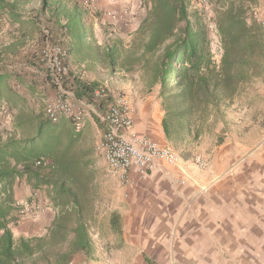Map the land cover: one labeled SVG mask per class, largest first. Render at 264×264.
Instances as JSON below:
<instances>
[{
  "label": "trees",
  "instance_id": "1",
  "mask_svg": "<svg viewBox=\"0 0 264 264\" xmlns=\"http://www.w3.org/2000/svg\"><path fill=\"white\" fill-rule=\"evenodd\" d=\"M141 1L146 13L129 38L109 31L108 41L99 44L91 21L101 13L81 0H0V113L5 108L11 118L9 128L0 117V264H70L76 254L89 258L92 253L100 200L95 157L62 120L52 123L29 105L28 97L41 94L40 84L18 68L24 63L41 68L45 42L67 52L66 66L70 58L97 77L121 75L141 86L142 94L157 90L163 134L181 147L197 141L243 86L261 76L264 42L249 17L258 0H208L212 16L192 0ZM212 31L219 42L218 61ZM34 36L33 45H27ZM12 79L20 82L18 89L10 86ZM98 83L75 79V97L90 95ZM22 180L33 191L46 188L55 211L39 235L12 232L23 217L13 193ZM108 226L121 234L116 210Z\"/></svg>",
  "mask_w": 264,
  "mask_h": 264
},
{
  "label": "crops",
  "instance_id": "2",
  "mask_svg": "<svg viewBox=\"0 0 264 264\" xmlns=\"http://www.w3.org/2000/svg\"><path fill=\"white\" fill-rule=\"evenodd\" d=\"M124 1L128 2L90 0L101 13V23L106 22L99 44L108 41V31L115 35L121 31L129 38L145 16L143 10L125 15L121 10ZM110 11H115V19L103 14ZM257 87L254 84L251 88L253 104L264 99ZM109 91L113 95L119 91L126 94L137 136L161 146L169 144L161 128L163 113L157 90L142 94L141 87L127 81L110 84ZM48 92L53 96V89ZM257 109L254 107L255 113L251 114V127L257 126L259 141L250 148L241 147L235 134L224 130L225 122L218 120L215 133L225 136L224 141L219 145L215 142L209 150L204 170L187 159L174 166L160 162L146 178L130 170L131 183L122 187L115 207L121 234L112 233L107 220L109 240L100 242L101 233L94 230L101 245L94 243L91 234L90 257L76 254L70 264H89L91 256L96 264H264V124L260 125ZM205 134L200 140L207 138ZM24 184L28 195L33 193L32 201L43 205L44 210L36 220L21 219L12 228L17 237L41 234L55 215L46 198L47 190L33 192L23 180L13 186L14 200L20 197L17 187Z\"/></svg>",
  "mask_w": 264,
  "mask_h": 264
},
{
  "label": "built area",
  "instance_id": "3",
  "mask_svg": "<svg viewBox=\"0 0 264 264\" xmlns=\"http://www.w3.org/2000/svg\"><path fill=\"white\" fill-rule=\"evenodd\" d=\"M91 11L95 8L88 0L82 1ZM192 4L198 9L204 10L209 16L212 11L208 0H192ZM111 19L116 18L115 12H107ZM250 19L261 29L264 42V7L252 5L249 7ZM212 29L214 24L211 25ZM212 46L214 59L218 61L220 52L219 42L212 31ZM67 52L58 45L45 42L39 54V62L44 70L54 94L44 105V117L52 123L60 120H68L75 134L82 132L86 122V111L90 110L98 122L103 126L102 139L99 145L100 153L104 158L111 174L117 178L122 186L130 184V170H134L140 178H146L151 172L158 169L159 163L174 166L178 164L179 158L169 146H161L156 142L139 137L133 130L131 119L132 108L127 97L121 95L108 96L104 88H98L90 95L87 94L81 99H75L73 93L65 89V75L67 73L66 61ZM264 81V74L262 76ZM16 86L15 89H18ZM92 105L89 107V98ZM2 120L11 121L10 114L5 108L1 109ZM40 161L38 162V164ZM198 167L206 168V162L201 158L196 159ZM20 207V213L24 215L37 216L44 210V206L34 201H15Z\"/></svg>",
  "mask_w": 264,
  "mask_h": 264
},
{
  "label": "rangeland",
  "instance_id": "4",
  "mask_svg": "<svg viewBox=\"0 0 264 264\" xmlns=\"http://www.w3.org/2000/svg\"><path fill=\"white\" fill-rule=\"evenodd\" d=\"M141 2H142L141 0H128V2L124 1V3L121 4L122 5L121 10L125 15H128V16L130 14L135 15L136 13H139L141 10L145 11V8L142 7ZM253 5H257V6L259 5V6L264 7V1L258 0ZM93 7L97 9L94 3H93ZM106 13L107 12H103L104 15ZM100 20H102L101 16L99 20L92 19L91 21L93 24L94 34L97 40L102 37L100 36L102 34L101 31H102L103 26L106 23L105 21L104 23H101ZM116 35L123 37L126 40L128 39V37H126L121 31L117 32ZM34 41H35V36L33 38H30L27 41V45L29 46L33 45ZM18 68L22 71H25L29 77L37 78L36 80H37V83L40 84L41 94H39L37 98L28 97V100H29V105L33 107L36 112H40L44 117V105L46 101L52 97L49 95V92H48L49 89H53V87L51 86L49 82V79L47 78L42 68L30 67L26 63L20 64ZM67 72L69 73H68L67 78L65 79L66 81L64 82L65 89L68 92L73 93V94H74V88H72L73 87L72 84L75 79L83 81V82H91V81H95L98 79L99 83L96 89L104 88L106 92L108 93V96L113 95L109 91L110 84H115V85L120 84L121 85L127 82V80L121 77V75H117V74L113 76H107V75L102 74V75H99V77H97L95 76V74L89 72V70H85L84 68L78 69L77 66L71 61L70 58L68 60ZM263 74H264V69L262 71L261 76L258 79H255L252 82H249L248 84L243 86L242 91L234 100L233 108L229 107V108L223 109L222 115L220 116L219 119H217L216 121L208 122V124L203 129V133L201 135L202 137L205 132L206 133L205 135H207L206 136L207 138L200 140L201 138L200 137L197 141L187 143L184 147L179 146L174 141H169V144L165 145V146H169L176 153V155L179 158V162L182 159L184 160L187 159V160H190L196 163V159L201 158L202 160L206 162V164L208 163L209 161L208 156L210 154L209 150L212 147H214L215 142L218 145L221 144L224 141L223 138L225 137V136L223 137L221 134L217 135L218 133L217 134L215 133V131H217V129L219 128L218 120L225 122L224 130L231 131L233 134H235V137H237L236 141L242 144L241 147L250 148L251 146H253L259 141V139H257L256 137L257 130H258L257 126L255 128L251 127V114L255 113L254 107L259 108L257 110L259 111V115H260L259 117L261 119L260 125L263 126L262 124H264L263 123L264 122V101H263L264 99H262V101H259L258 104L257 103L253 104L254 102L251 103V88H254V84H256L258 86L257 88L261 90L260 94H262V96L264 97V81L262 80ZM20 85L21 84L18 81V79H12L10 81V86L12 87V89ZM118 95L127 97L126 94L123 93V91H119ZM75 99H79V98L75 97ZM91 103H92V100L90 97L89 107L90 108L96 107V105L93 106ZM61 122L65 123L68 126V128L74 133L72 129V125L68 120L63 119ZM4 124L6 127H9V128L11 127V121L5 120ZM239 132H242L243 134L238 135ZM102 134H103V126L98 122V120L92 114V112L90 110H87L85 126L82 132L79 133V135L81 137V142L84 145V147L91 149L95 157V166H96V175H97L96 191H97V195L100 200L97 203V213L98 214L95 219V224L92 226L91 234L93 236V241L94 243L97 244V246L101 245L100 242H103L104 240H106L107 242V240H109V237H108L109 233L107 231L108 230V226H107L108 216L110 212L112 210H115V207L118 206V203L120 202L121 194L123 193V191L121 190L123 186L119 183L117 178L111 174L104 158L102 157L100 153L99 145L102 139ZM220 140L221 142L219 143ZM240 149H239V152H240ZM240 156H241V153H239L238 157ZM240 161H244V158ZM16 190L20 197L15 201L30 202V203L33 202L31 199L33 196V193H31V196L28 195L27 187H25V184L22 187L18 186ZM40 190H43V188ZM44 190L46 189L44 188ZM36 191H33V192H36ZM23 194H26L27 196H29L27 197L28 199L23 197ZM46 198L48 202L51 203L48 197ZM34 202L38 204L37 201H34ZM24 218H30L32 220H36L37 218H39V215L37 216L24 215L21 219H24ZM96 229L100 231L101 238H103V239H100V242H99V238L94 237V234L96 232L94 230ZM89 264H96V261L94 260L92 256L90 258Z\"/></svg>",
  "mask_w": 264,
  "mask_h": 264
}]
</instances>
